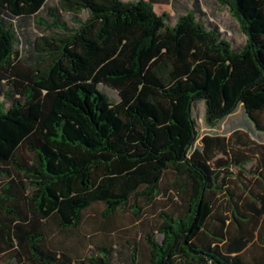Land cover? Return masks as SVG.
Wrapping results in <instances>:
<instances>
[{
    "label": "trees",
    "instance_id": "obj_1",
    "mask_svg": "<svg viewBox=\"0 0 264 264\" xmlns=\"http://www.w3.org/2000/svg\"><path fill=\"white\" fill-rule=\"evenodd\" d=\"M49 1L0 0V256L78 264L45 244L44 225L77 229L96 203L106 220L126 207L139 217L171 171L177 203L145 237L149 264H264V174L250 190L241 179L253 158L225 137L200 139L195 113L212 128L240 114L231 132L264 142V0H217L240 47L203 23L199 0L173 24L154 3L177 0ZM28 19L46 33L21 60L17 23ZM97 251L87 264H112L110 248Z\"/></svg>",
    "mask_w": 264,
    "mask_h": 264
},
{
    "label": "rangeland",
    "instance_id": "obj_2",
    "mask_svg": "<svg viewBox=\"0 0 264 264\" xmlns=\"http://www.w3.org/2000/svg\"><path fill=\"white\" fill-rule=\"evenodd\" d=\"M123 1L132 2L136 0ZM193 1L189 0L185 6L191 8ZM199 1L203 5V13L205 14L202 18L203 23L208 26L210 24L217 26L222 32V37L230 41L233 46L240 47L245 44L246 37L241 31L239 23L230 14L226 6H223L217 0ZM54 2L55 0H51L48 4H53ZM154 7L159 15L163 13L171 15L172 20L169 21L170 24H173L177 17L178 13L176 9L181 8L177 4H174L172 7L162 3H154ZM84 18L85 15L76 17L65 16L64 20L68 26L74 27L76 19L83 20ZM17 24V34L20 41L17 45V51L22 60L27 54L29 48L28 42H33L37 37L46 32L42 27L37 26L32 19L18 21ZM106 90L109 96H116L114 91L110 89ZM195 113L198 117L200 139L206 134L218 135L229 139L230 143L233 144V151H244L250 158H253L254 166H250V164L248 167H251V171H255L254 167L258 163L257 158H260L257 154L259 150L258 144L262 143L263 140L246 134L242 130H239L235 135L231 132L233 129V121L236 119L239 120L240 114H236L232 118H227L212 128L206 123L203 107L198 106ZM245 143H247L246 146H244ZM256 155L258 156L256 157ZM220 157H224L229 162L231 160L229 154L225 155L223 153ZM230 172L234 173V176L238 175L236 168L230 169ZM244 174L246 177L244 176L241 181L245 185H248L250 190H255L256 193L259 192L258 186L256 185L257 180L255 181L257 176L247 172ZM174 179L175 175L171 171L165 173L161 184L162 195L156 198L151 206H144L143 203H140L139 205L142 210L139 217L133 213L131 207H126L124 210L117 211L112 217L106 220L103 216L104 205L96 203L83 213L82 222L77 229L61 230L54 223L50 222L45 224V244L69 254L78 264H81V262L87 264L86 259L92 254H96L98 252L97 248L102 246L111 249L112 264H129L132 247L136 245L138 249V264H149V254L145 237L148 234L154 235L156 233V229L161 222L160 215L162 213H171L174 211V205L177 203V199L174 197ZM249 180L250 182H248ZM261 187H264L263 184H261ZM229 189L236 195L246 192L243 191L242 184L237 179L231 180ZM0 264H17L15 252L11 251L0 256Z\"/></svg>",
    "mask_w": 264,
    "mask_h": 264
},
{
    "label": "crops",
    "instance_id": "obj_3",
    "mask_svg": "<svg viewBox=\"0 0 264 264\" xmlns=\"http://www.w3.org/2000/svg\"><path fill=\"white\" fill-rule=\"evenodd\" d=\"M189 0H177L176 2H177V5L178 6H181V7H184L185 6V4H186V2H188ZM163 4V3H162ZM173 2H169V3H167L166 5H170V6H172L173 7ZM258 145H260V146H264V142H262V143H259ZM258 155H256V157H257ZM259 163H257L256 165H255V167H254V170L255 171H251L250 170V168L251 167H248L247 165H246V171L245 172H247V173H251V174H253V173H256L257 175L258 174H264V168H263V165L261 164V162L260 161H258ZM250 166H254V165H250ZM250 171V172H249Z\"/></svg>",
    "mask_w": 264,
    "mask_h": 264
}]
</instances>
